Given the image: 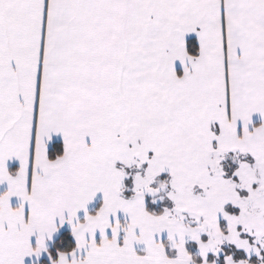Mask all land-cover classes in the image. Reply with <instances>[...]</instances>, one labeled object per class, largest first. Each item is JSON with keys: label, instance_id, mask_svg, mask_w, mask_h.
<instances>
[{"label": "snow or ice", "instance_id": "6c2138e0", "mask_svg": "<svg viewBox=\"0 0 264 264\" xmlns=\"http://www.w3.org/2000/svg\"><path fill=\"white\" fill-rule=\"evenodd\" d=\"M65 223L50 264H264V0H0V264Z\"/></svg>", "mask_w": 264, "mask_h": 264}, {"label": "crops", "instance_id": "0c3cea01", "mask_svg": "<svg viewBox=\"0 0 264 264\" xmlns=\"http://www.w3.org/2000/svg\"><path fill=\"white\" fill-rule=\"evenodd\" d=\"M253 121L257 122V123L259 122V118L257 115L253 116ZM9 166H10V168H15L16 164H15V162H9ZM98 205H99L98 199L93 201L92 203H90L88 205L89 211L94 210V208L97 207ZM81 215H82V213H81ZM62 231H69L71 234L70 226L67 223H65L62 226H59L57 232L53 233L52 238L50 240L46 241L47 249H49V247L52 245V243L55 241V239L58 237V235ZM71 236H72V234H71ZM72 238H73V236H72ZM73 241H74V238H73ZM74 243H75V241H74ZM239 257H241V256H239ZM45 258H48V252L42 251L39 258H37L34 255L32 257H26L25 258V264H37L40 260L45 259Z\"/></svg>", "mask_w": 264, "mask_h": 264}, {"label": "trees", "instance_id": "16d2710c", "mask_svg": "<svg viewBox=\"0 0 264 264\" xmlns=\"http://www.w3.org/2000/svg\"><path fill=\"white\" fill-rule=\"evenodd\" d=\"M74 246L73 238L69 231H62L48 249L53 258L56 257L57 249L65 250ZM198 260V257H197ZM37 264H50L48 258L40 260Z\"/></svg>", "mask_w": 264, "mask_h": 264}, {"label": "rangeland", "instance_id": "374dc122", "mask_svg": "<svg viewBox=\"0 0 264 264\" xmlns=\"http://www.w3.org/2000/svg\"><path fill=\"white\" fill-rule=\"evenodd\" d=\"M146 199L150 200V198H146ZM154 207H156V206H153V205H151V203H149V208L150 209H152ZM156 210L158 211L159 208H156ZM187 247H188L189 251L192 252V253H195L197 251L196 246H195L194 243L189 242L188 245H187ZM226 250H232V249H227L226 248ZM234 255H235V258H240L239 256L242 257L243 256V252L235 251L234 252ZM211 259H212V256H211V254H209V260H211ZM252 259L255 260L256 259L255 256H253ZM197 262L199 264V257H198ZM217 264H222V257H221L220 260L217 261Z\"/></svg>", "mask_w": 264, "mask_h": 264}]
</instances>
